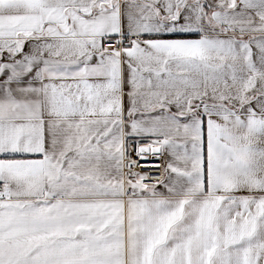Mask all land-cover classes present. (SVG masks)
Masks as SVG:
<instances>
[{
	"label": "snow or ice",
	"instance_id": "1",
	"mask_svg": "<svg viewBox=\"0 0 264 264\" xmlns=\"http://www.w3.org/2000/svg\"><path fill=\"white\" fill-rule=\"evenodd\" d=\"M0 264H264V0H0Z\"/></svg>",
	"mask_w": 264,
	"mask_h": 264
}]
</instances>
